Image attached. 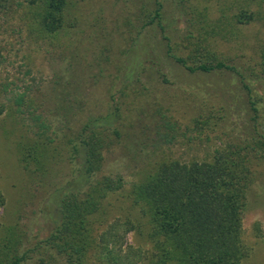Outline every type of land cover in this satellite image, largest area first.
<instances>
[{
	"label": "rangeland",
	"instance_id": "obj_1",
	"mask_svg": "<svg viewBox=\"0 0 264 264\" xmlns=\"http://www.w3.org/2000/svg\"><path fill=\"white\" fill-rule=\"evenodd\" d=\"M144 1L70 0L67 26L71 27L49 38L30 34L21 12L19 15L16 10L8 14L6 10L0 12V47L7 57L5 67L0 70V104L4 109L0 115V191L6 198V205L0 209V239L8 228L14 227L23 237L24 245L33 247L53 230V221L58 217L55 191L70 174L61 145L45 142L46 134L53 126L64 128L66 121H60L64 115L75 130L85 113L94 116L106 113L111 94L122 106L120 127L124 137L121 144L106 151L104 172L123 175L127 185L124 191L105 201L102 217L93 226L94 235L115 218L139 224V210L129 196L131 186L151 175L159 162L170 157L189 160L204 156L208 144L187 148V139L183 142L180 136L165 144L160 138L161 130L175 126L179 135L194 128L199 116L202 122L212 114L217 118L214 123L218 128L210 130V138L214 145H219L226 142L220 136L219 119L223 116L222 108L227 106L231 113L228 131L236 135L244 133L248 103L231 75L190 74L166 57L162 47L157 46L158 38L149 29L139 36L129 55L124 53L132 43L131 15ZM173 1L172 6L177 7L178 1ZM218 1L192 2L207 12L208 21L215 22L220 18ZM239 1L231 13L239 12L238 2L241 5L242 0ZM251 10L264 15V2L260 5L259 0H254ZM169 21H173L170 24L173 37L183 33L186 23L182 15L172 14ZM230 31L233 36H228L229 39L216 37L218 51L229 52L236 59L234 63L241 67L256 61L264 44L262 24L237 25L230 27ZM145 40L152 41L156 50H149L143 44ZM147 57L155 58L156 62L149 64L146 78L139 63ZM153 72L167 75L169 82L157 80ZM147 85H155L154 91L149 89L155 93L150 98L145 96ZM254 85L258 93H264L261 81ZM239 107H243V112H235ZM38 143L50 148L45 174L32 172V167L27 170L23 160L25 148ZM253 169L256 180L248 194L243 222V240L248 250L243 264H264V164ZM124 242L125 246L142 247L144 251L152 249L150 241L138 231L128 233ZM51 264L68 263L58 258ZM86 264H98L94 249L88 253Z\"/></svg>",
	"mask_w": 264,
	"mask_h": 264
},
{
	"label": "trees",
	"instance_id": "obj_2",
	"mask_svg": "<svg viewBox=\"0 0 264 264\" xmlns=\"http://www.w3.org/2000/svg\"><path fill=\"white\" fill-rule=\"evenodd\" d=\"M172 1L146 0L138 6L130 21L134 29L132 43L124 53L129 55L139 36L149 29L158 38L157 46L162 47L166 57L190 74L231 75L248 103L244 133L236 135L228 131L231 113L227 106L222 108L223 116L219 119L220 136L226 142L219 145H214L210 138V130L218 128L214 123L217 118L212 114L202 122L199 116L194 128L179 135L175 126L161 130L160 138L165 144L179 136L183 142L187 139V148L208 144L204 156L189 160L170 157L159 162L151 175L131 186L129 196L139 210V224L115 218L94 235L93 226L102 217L105 201L124 191L127 185L123 175L104 172L106 151L121 144L124 137L120 127L122 106L111 94L106 113L98 116L85 113L75 130L68 117L62 116L60 121H66L64 128L53 126L46 137L42 134L45 142L61 145L70 174L55 191L58 217L53 221L54 228L33 247L24 245L23 237L14 227L8 228L0 239V264H51L58 258L68 264H86L92 249L96 251L98 264H243L248 256L243 222L248 194L256 180L253 168L264 164V93H258L254 85L261 81L264 87V44L256 61L241 67L234 63L236 59L229 52L218 51L215 39H229L230 27L237 25L260 22L264 27V15L251 10L254 0H242L241 5L239 0H219L220 18L210 22L207 12L194 6L193 0H177V7L172 6ZM237 1L239 12L233 14ZM263 2L259 0L260 5ZM70 8V0H0V12L6 10L8 14L16 10L18 15L21 12L22 20L28 22L24 26L29 33L43 38L71 27L67 26ZM172 14L182 15L186 23L179 36L173 37L174 31L170 29ZM143 44L152 51L157 48L150 40ZM155 62V58L147 57L139 63L146 78L149 64ZM6 63L7 57L0 47V70ZM153 73L157 80L169 82L167 75ZM154 86L145 87L146 97L155 94L149 91ZM3 111L0 104V115ZM235 112H243V107ZM49 155L47 144L26 147L25 168L47 173ZM44 204L49 207L45 201ZM5 205L6 198L0 191V209ZM136 231L150 241L151 250L125 246L127 234Z\"/></svg>",
	"mask_w": 264,
	"mask_h": 264
}]
</instances>
